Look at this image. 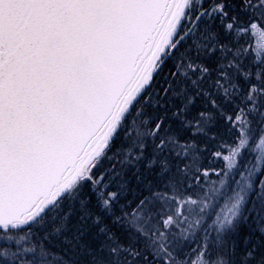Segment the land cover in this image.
<instances>
[{"label": "snow or ice", "instance_id": "6c2138e0", "mask_svg": "<svg viewBox=\"0 0 264 264\" xmlns=\"http://www.w3.org/2000/svg\"><path fill=\"white\" fill-rule=\"evenodd\" d=\"M0 264H264V0H0Z\"/></svg>", "mask_w": 264, "mask_h": 264}]
</instances>
